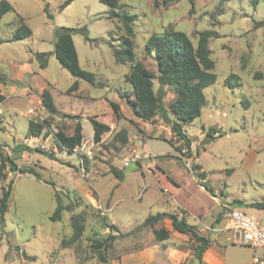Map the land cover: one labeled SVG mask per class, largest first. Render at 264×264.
Returning <instances> with one entry per match:
<instances>
[{
  "label": "rangeland",
  "instance_id": "rangeland-1",
  "mask_svg": "<svg viewBox=\"0 0 264 264\" xmlns=\"http://www.w3.org/2000/svg\"><path fill=\"white\" fill-rule=\"evenodd\" d=\"M64 1L13 0L14 10L0 20V153L13 157L19 167H32L42 178L3 170L7 177L0 178V193L10 179L13 183L0 226V264H207L195 256L197 242L176 232L168 219L141 225L148 215L163 211L195 225L221 250L225 264H251L253 250L238 244L221 208L234 206L264 226V209L251 206L264 201V0H119V10L137 16L135 59L153 72L154 54L145 49L152 33L183 31L193 44L198 32L213 33L208 48L216 80L203 89L206 104L200 115L183 127L189 147L170 128L171 91L166 88L163 98L169 119L143 121L121 96L133 98L124 78L130 66L114 59L110 44L118 47L124 29L120 20L106 17L110 7L99 0H72L60 9ZM17 13L32 35L12 41L11 23L23 20ZM57 26H86L89 37L96 39L72 36L79 65L95 74L97 85L80 80L79 90L67 93L75 78L54 54L39 70L32 54L53 51ZM27 65L31 76L23 71ZM13 73L23 75L14 81ZM231 74L240 77L239 86L225 85ZM44 88L59 112L73 117L49 115L40 104ZM153 88L157 91L156 82ZM111 101L121 107L119 118ZM90 116L111 128L96 143ZM29 119H46L47 132L29 137ZM77 121L81 144L72 152L59 151L54 133L61 129L71 134ZM18 143L39 146L56 157L36 150L12 151ZM134 153L140 156L137 161H147L129 170L124 160ZM162 154L172 157L160 158ZM113 169L123 172L122 180ZM57 203L65 208L61 219L52 221ZM77 213L84 217L83 233L61 247L60 241L71 235L70 218ZM160 228L169 231L167 239L155 238L153 231ZM109 235L115 236L109 248L92 246ZM262 253L256 251L259 257Z\"/></svg>",
  "mask_w": 264,
  "mask_h": 264
},
{
  "label": "trees",
  "instance_id": "trees-1",
  "mask_svg": "<svg viewBox=\"0 0 264 264\" xmlns=\"http://www.w3.org/2000/svg\"><path fill=\"white\" fill-rule=\"evenodd\" d=\"M71 1L72 0H65L60 5V9L65 8ZM99 1L110 7V10L106 13V17L109 19L117 18L120 20L124 29V33L119 37L118 47H114L110 44L115 61L117 63L129 64L130 66L124 78L131 85L133 98L129 99L127 95L121 96L127 98V101L131 104L133 114L143 121L151 120L155 116L169 119L163 101L167 88L173 93V99L168 105V109L173 116V120L170 123L171 131L174 135L183 139L186 146L189 147L190 140L184 133L183 127L200 115L202 107L206 104V97L203 89L213 84L216 80V74L213 71L215 63L210 56V50L208 48V40L213 33L208 30L198 32L196 44H193L190 37L183 31L171 30L163 33H152L145 41V49L147 52H153L154 54L156 72H153L141 61L135 59L133 23L137 16L125 10H119V0ZM13 10L14 8L11 3L7 0H0V20L4 14ZM44 11L48 17H51L47 11L46 4L44 5ZM74 33L81 34L85 40L90 42L96 40L89 37L86 26H57L55 28L53 51L34 53V58L38 62L39 68H45L49 56L54 54L59 64L75 78L74 82L67 89V93L78 90V82L80 80L86 81L91 85H97L99 83L93 72L87 71L79 65L77 51L72 38ZM31 35L32 30L30 27L24 22V19L22 20L19 18L9 40H21ZM154 82L158 85L157 91L153 88ZM224 83L231 88L239 86L240 77L236 74H231L225 79ZM3 99L4 96L0 94V102ZM40 104L51 116L63 115L64 117H73V115L59 112L47 88H44L41 92ZM110 104L115 115L119 118L121 116L119 105L116 102H110ZM88 119L93 127L92 140L95 143L99 142L102 134L109 131L111 128L108 124L94 117L90 116ZM48 126L49 122L46 119L42 121L29 119L27 135L29 137H39L41 134L47 132L46 128ZM54 135L57 140L59 151L66 150L72 152L83 140L82 127L78 121L71 134L57 129ZM220 136H222V134H220ZM25 150H36L51 158L56 157L53 152L46 151L39 146L32 147L31 145L18 143L12 148L14 152H23ZM159 157H172V155L162 154L159 155ZM6 167H8L11 172H18L21 174L29 173L37 179H42L40 173L32 167H19L13 157L0 153L1 179H6L7 177L6 173L3 171ZM113 173L118 180L123 179L122 171L113 169ZM12 183L13 179H10L1 189L0 226L4 225ZM251 206L264 209V201L254 202ZM64 208L65 207L61 204L57 203L50 219L52 221L60 220L61 212ZM163 218L170 221L172 228L176 232L187 234L197 242L194 252L197 259L201 260L203 252L210 246L211 241L209 237L200 235L195 225L188 223L184 217H178L177 214L166 211L157 212L148 215L141 225H151ZM83 222L84 217L80 213L74 214L70 218L71 235L69 238L60 241L61 247H67L75 243L81 237L84 230ZM111 227L117 230L116 225L112 224ZM153 233L155 238L159 241L165 240L169 236V231L165 228L154 229ZM114 238V235H109L105 239L94 240L92 246L94 248L107 249L113 243Z\"/></svg>",
  "mask_w": 264,
  "mask_h": 264
},
{
  "label": "built area",
  "instance_id": "built-area-1",
  "mask_svg": "<svg viewBox=\"0 0 264 264\" xmlns=\"http://www.w3.org/2000/svg\"><path fill=\"white\" fill-rule=\"evenodd\" d=\"M140 156L137 153L130 155L124 160V165H131ZM203 189V187H201ZM212 198L217 201L215 196ZM222 217L226 223V228L234 231L237 235V242L251 248L254 252L251 263L264 264V256H257L256 251L264 253V226L254 216L247 214L231 205H222Z\"/></svg>",
  "mask_w": 264,
  "mask_h": 264
},
{
  "label": "crops",
  "instance_id": "crops-1",
  "mask_svg": "<svg viewBox=\"0 0 264 264\" xmlns=\"http://www.w3.org/2000/svg\"><path fill=\"white\" fill-rule=\"evenodd\" d=\"M9 3H12V6H14L15 2H13V0H7ZM14 4V5H13ZM14 8V7H13ZM7 14V13H6ZM4 14L2 18H4V16L6 15ZM18 15H20L19 13H17ZM21 16V15H20ZM23 18V16H21ZM1 18V19H2ZM24 19V18H23ZM7 24V23H6ZM14 23H11L10 27H9V31H10V34L8 35V37H11L12 36V32H13V29H14ZM35 53V52H34ZM34 53L32 54V57H34ZM50 57V56H49ZM49 60V58H48ZM48 63V62H47ZM24 65V64H23ZM37 67L39 68V65H38V62H37ZM26 67H23V71H25L27 73V75H32L34 74L33 73V70H32V67L27 65V68L25 69ZM46 68V67H45ZM44 68H39V70H42ZM22 73H13L11 74V79L16 81L15 79H20L22 77ZM75 80V79H74ZM74 82V81H73ZM79 87H80V81L78 82V90H79ZM13 88L15 89V87H12L11 90H13ZM76 90V91H78ZM76 91H73V92H76ZM0 94H2V90L0 89ZM71 92V93H73ZM111 102H116V101H111ZM117 103V102H116ZM118 104V103H117ZM119 105V104H118ZM119 108L121 109V107L119 106ZM87 117V116H86ZM80 122V121H79ZM81 124V123H80ZM32 146V145H31ZM234 235V234H233ZM231 236H227V239H230ZM239 244V243H238ZM220 248V247H218ZM262 256H264V253H262ZM202 260L203 262L207 263V264H225L224 263V259H223V256L221 255V250L215 248L213 246V243L210 244V246L203 252V255H202ZM251 263V261H250ZM252 264V263H251Z\"/></svg>",
  "mask_w": 264,
  "mask_h": 264
},
{
  "label": "water",
  "instance_id": "water-1",
  "mask_svg": "<svg viewBox=\"0 0 264 264\" xmlns=\"http://www.w3.org/2000/svg\"><path fill=\"white\" fill-rule=\"evenodd\" d=\"M146 161H147V159H143L142 161H136V162L132 163V164L128 167V169H129V170H130V169H136V168H138V167L141 166V163H142V162H146ZM14 175H16V173H14Z\"/></svg>",
  "mask_w": 264,
  "mask_h": 264
}]
</instances>
